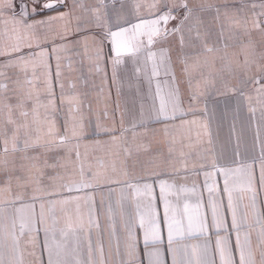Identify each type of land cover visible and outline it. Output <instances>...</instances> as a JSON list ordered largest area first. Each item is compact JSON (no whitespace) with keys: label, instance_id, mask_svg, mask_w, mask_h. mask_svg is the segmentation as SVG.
<instances>
[{"label":"snow or ice","instance_id":"6c2138e0","mask_svg":"<svg viewBox=\"0 0 264 264\" xmlns=\"http://www.w3.org/2000/svg\"><path fill=\"white\" fill-rule=\"evenodd\" d=\"M230 40L239 41L235 64L243 69L244 77H237L235 86L221 77L222 86L217 87L216 76L212 71L205 74L204 69L214 68L217 58L227 59L226 51L218 57L221 49L217 45L222 43L226 50ZM81 44L86 54L91 44L89 71L100 75L102 84L108 82L111 66V84L117 86L111 126L99 118L93 123L85 117L79 96L65 94L60 53ZM231 64L229 61L227 66ZM71 66L69 59L68 68ZM124 78L136 80L138 93L141 78L146 81L152 103L120 111L118 85ZM250 85L258 86L255 91L264 124V0H111V4L105 0L93 4L85 0H0V264H107L99 213L105 205L104 187L108 186L111 194L116 189L110 185L119 182L86 167L87 155L81 153V144L103 135L109 137L103 143L121 146L131 156L127 133L132 131L135 143L139 135L135 130L147 131L154 124L164 125L160 131L166 152L159 149L150 160L160 168L151 174L153 183L142 187L127 184L133 196L143 191L149 202L144 211L137 205L135 218L126 222V259L120 264H143L131 227L136 221L143 230L148 264H167L161 251L165 227L172 264H217V257L218 264H264V199H260L264 191V136L257 129L249 144L241 116L242 103L251 100L246 92ZM69 86L76 87L75 83ZM117 111L119 126L114 119ZM248 112L255 119L256 109L251 104ZM197 113L202 120L185 119ZM126 114L129 127L124 124ZM103 116L108 117L107 106ZM212 123L216 125L215 138ZM197 124L203 129V134L197 133V142L207 146L193 155L185 151L192 147L191 135L175 133ZM152 131L155 134L157 130ZM94 142L101 143L98 139ZM257 145L258 157L253 155ZM141 148L151 151L150 145H137L136 150ZM139 163L135 160L132 166ZM189 174L203 175L199 188L208 192L206 204L196 181L191 187L180 183L186 182ZM237 176L242 178L241 197H234L237 187L233 178ZM219 177H223L222 189ZM157 183L162 215L157 198L152 196ZM97 191L101 193L98 203ZM190 197H195L194 204L189 203ZM245 197L248 202L241 211L238 201ZM82 201L89 205L87 218ZM107 210L111 214L110 203ZM93 230L97 234L95 248ZM201 237L203 243L185 244L182 251L174 247L178 239ZM82 238L87 240L86 259H81L78 251ZM94 253L99 254L98 260ZM116 255H120L119 244Z\"/></svg>","mask_w":264,"mask_h":264},{"label":"crops","instance_id":"0c3cea01","mask_svg":"<svg viewBox=\"0 0 264 264\" xmlns=\"http://www.w3.org/2000/svg\"><path fill=\"white\" fill-rule=\"evenodd\" d=\"M86 3L93 4L96 0H85ZM106 3L111 4V0H105ZM128 3H132L133 0H127ZM143 2V0H141ZM249 3L255 2L259 3L260 0H248ZM116 7H119V3H117ZM63 10V9H61ZM49 15H55L56 13H48ZM10 27V26H9ZM237 34H239L238 30ZM227 37V32H226ZM213 39H216L213 37ZM229 43V47L225 50L223 49V45L218 44L221 51L218 53L219 56H223L225 51L227 52V59L220 60L219 58L215 61V66L212 69L205 68V74L209 71H212L213 75L216 76L217 87L222 86V80H226L230 83V85L235 86L238 83L237 77L243 78L244 72L243 69L238 68L235 64L236 54L240 52V45L238 40H230L227 41ZM211 44L212 41H209ZM79 53V54H77ZM61 55V67L65 76V94L66 96H74L78 95L79 99L83 102L82 111L86 118H91L92 122L95 123L99 118L101 123H104L108 126L113 124V109L115 107L116 101V90L117 86L111 84V66H108V82L102 84L101 76L97 75L95 72H90V62L88 59L89 55H92L91 44H89V52L86 54L84 50V46L81 44L73 51H68L67 53H60ZM69 59L71 60V69L68 68ZM239 59L242 60V54L239 56ZM82 61V63H81ZM232 61L231 67L227 66L228 62ZM51 64L53 69H55L56 59L53 56L51 60ZM198 75V74H197ZM163 81L164 77L160 78ZM71 83H75V89L71 88L69 85ZM140 91L139 93L136 90L137 82L133 78L131 81L128 78H124L121 80L118 85L120 88V111L125 109H139L141 103L145 105V107L149 106L152 103L151 97L148 95V85L146 81L142 78L139 82ZM257 85H250L246 92L251 97L250 101H244L241 105V116L244 120L245 129H246V138L249 144L252 143L257 129L260 130L261 135L264 136V124L260 121V113H261V104L258 100V94L255 91ZM163 94L167 93V87L163 85ZM101 89H103L101 91ZM111 92V97L109 98L108 93ZM57 93H59V88H57ZM152 93H155V83L152 85ZM156 104H159V100H156ZM255 107V119L251 118V114L248 112V105ZM89 105H91V110L89 111ZM107 106L108 117L105 118L103 113L105 111V107ZM187 100H184V107L187 108ZM68 105H65V111H67ZM120 111L115 112V123L117 126L120 124ZM187 120L196 119L198 121L202 120L203 117L200 116L199 113L195 117L189 115L185 117ZM177 124L180 123L179 120L176 121ZM124 124L126 127H129V118L127 114L125 115ZM164 125L162 124H154L150 125L148 130L137 128L135 131L139 134L135 140V143H132V131L130 130L127 133L128 141L132 146V155L127 156L121 146L112 145L110 143H103L104 141H108L109 137L100 136L90 138L89 140L83 141L81 144L80 151L82 154L87 155V159L85 162V166L90 165L92 169L98 172L102 177H105L111 181H118L119 183H113L110 186L116 191L109 194L108 186H105L103 189V195L105 200L104 209L99 213V220L101 224L100 229V239L104 247V259L107 264H120V261L126 259L124 254V246L127 239V228L126 222L129 218H135L136 208L139 205L141 211H144L149 202V197L143 191L139 196H133L132 191L127 188L128 183L138 184L142 187L144 183H153V178L151 174L153 172L160 171V168L155 164H151L150 160L155 157L157 151L159 149H163L166 152V148L161 143L162 132ZM213 137L216 135V125L212 123L210 125ZM152 129H156L155 134ZM200 132L203 134V129L199 124L191 126L190 130L185 128L183 130H177L175 134L180 135L183 134L185 136L191 135L192 139V147L186 148L185 151H191L193 155L200 150L202 147H206V143L204 145H200L197 142V133ZM226 132V129H225ZM100 140V144H96L95 140ZM202 139L206 142L207 137L202 135ZM150 145L151 151L145 152L143 148L139 151L136 150L137 145ZM255 156H259V145H257L255 152L253 153ZM138 160L140 163L133 167V161ZM127 173V174H125ZM255 175L257 180L259 178V161L256 163V171ZM193 181H196L198 184V190H202L204 203H207L208 192L206 189H200L199 186L202 185L203 175L197 178L193 174H189V179L185 181H180V183H186L188 187H191ZM233 181L237 187V190L234 192V197L244 196V193L239 190V186L242 183V178L237 176L233 178ZM219 187L223 188V177L218 178ZM91 194V193H89ZM152 196L156 197V203L159 207L160 213L162 215L163 208L162 204L159 203V186L158 183L154 185V190ZM101 199V193L97 191L95 193V200L97 203ZM260 199H264V191L260 193ZM227 202L225 197V203ZM247 198L240 199L238 201L240 205L241 211L243 210V205L247 203ZM111 204L112 212L108 213V204ZM189 203H195V197H190ZM82 211L85 214V218H87V214L89 211V205L81 202ZM230 219V218H229ZM51 223V220L49 221ZM132 231L135 233L139 243H138V252L140 254V258L143 261V264H148L147 257L144 255L145 249L143 244V230L139 227L138 221L131 226ZM19 229V222H17V231ZM114 230V235H113ZM57 239L59 240V234H57ZM93 247L95 248L97 241L96 231L93 230L92 236ZM243 240V235L241 236ZM255 239V237H253ZM233 245L235 244V236L232 238ZM203 243V238H194V239H183L177 240L174 247H180L182 251V246L199 244ZM117 244H119L120 255H116ZM215 244V236L211 237V247L214 248ZM72 243L69 242V247H72ZM111 247V255H109V248ZM151 251V247L148 249ZM78 251L80 252V258H87V240L82 238ZM161 251L164 254V257L167 261V264H172L171 254L167 252V229L164 228V244L161 246ZM189 252H191V248L189 247ZM94 257L98 260L99 254L94 253ZM217 264H218V257ZM238 259V254H237Z\"/></svg>","mask_w":264,"mask_h":264}]
</instances>
